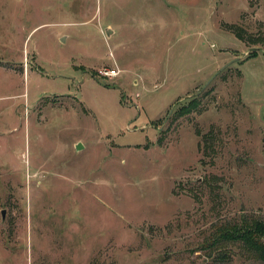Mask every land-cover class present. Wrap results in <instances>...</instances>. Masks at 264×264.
I'll use <instances>...</instances> for the list:
<instances>
[{"label": "rangeland", "instance_id": "374dc122", "mask_svg": "<svg viewBox=\"0 0 264 264\" xmlns=\"http://www.w3.org/2000/svg\"><path fill=\"white\" fill-rule=\"evenodd\" d=\"M251 217L264 0H0V264H264Z\"/></svg>", "mask_w": 264, "mask_h": 264}, {"label": "trees", "instance_id": "16d2710c", "mask_svg": "<svg viewBox=\"0 0 264 264\" xmlns=\"http://www.w3.org/2000/svg\"><path fill=\"white\" fill-rule=\"evenodd\" d=\"M236 37L242 40L238 33ZM260 42L262 43L263 40ZM254 54L251 53L250 56L253 57ZM181 110H184L181 111L183 115L190 112V109L186 108ZM230 244L241 246L251 259L264 262V221L252 217L242 218L240 223L222 227L217 236L211 240V245H219V248Z\"/></svg>", "mask_w": 264, "mask_h": 264}, {"label": "built area", "instance_id": "2783aa9c", "mask_svg": "<svg viewBox=\"0 0 264 264\" xmlns=\"http://www.w3.org/2000/svg\"><path fill=\"white\" fill-rule=\"evenodd\" d=\"M119 72L115 69H102L98 71V77L100 78H114L118 76Z\"/></svg>", "mask_w": 264, "mask_h": 264}, {"label": "water", "instance_id": "95a60500", "mask_svg": "<svg viewBox=\"0 0 264 264\" xmlns=\"http://www.w3.org/2000/svg\"><path fill=\"white\" fill-rule=\"evenodd\" d=\"M229 64L225 65L223 68H221L209 81H211L216 75H218L221 71H223Z\"/></svg>", "mask_w": 264, "mask_h": 264}]
</instances>
